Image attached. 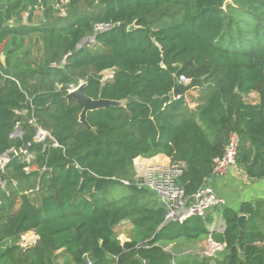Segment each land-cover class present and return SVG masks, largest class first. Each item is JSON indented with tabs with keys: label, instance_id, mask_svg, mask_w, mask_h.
Listing matches in <instances>:
<instances>
[{
	"label": "trees",
	"instance_id": "obj_1",
	"mask_svg": "<svg viewBox=\"0 0 264 264\" xmlns=\"http://www.w3.org/2000/svg\"><path fill=\"white\" fill-rule=\"evenodd\" d=\"M226 1L0 4V264H264V199L217 207L225 229L211 231V214L164 223L166 208L135 180L137 157L163 153L185 161L192 194L232 132L238 166L264 178V0ZM80 82L89 97L123 104L82 122L67 98ZM253 92L258 103L246 100ZM37 125L53 139L37 142ZM123 222L139 230L124 243ZM29 231L39 238L24 248ZM209 235L225 247L188 250Z\"/></svg>",
	"mask_w": 264,
	"mask_h": 264
},
{
	"label": "built area",
	"instance_id": "obj_2",
	"mask_svg": "<svg viewBox=\"0 0 264 264\" xmlns=\"http://www.w3.org/2000/svg\"><path fill=\"white\" fill-rule=\"evenodd\" d=\"M62 14H66L65 9H62ZM108 27H110L108 24H98L96 26L98 30H105ZM114 73L115 70L113 68L105 70L102 72V81L106 82L107 80L113 79ZM179 80L182 83L188 84L191 78L180 75ZM179 96H173V98H178ZM17 133L19 134L22 132L18 130ZM49 138L53 139L52 134L48 130L37 125L34 139L37 142L45 143ZM239 144L240 140L238 134L236 132L230 133L223 154L214 158L212 176L214 175L216 178H222L226 176L230 170L237 167L239 168L237 164ZM54 145L57 146L58 143L54 142ZM135 167L136 183L139 186L152 189L158 199L165 203L166 216L164 223H169L171 221L183 223L194 215L206 218L215 211L217 207L224 205V199L217 194L216 189L210 183L211 178L208 179V177L204 178L203 184L197 191L192 194H187L184 184L180 181L186 168L185 161H172L170 159L168 163L157 162L146 164L138 162ZM124 183L130 184L127 180L124 181ZM224 229L225 227L220 228L222 231H224ZM211 231H214L213 226H211ZM32 241L33 238H24V245L31 246L36 243ZM224 247L225 243L217 242L212 235H209L205 251L203 252L208 256H213ZM87 264H93V262L88 260Z\"/></svg>",
	"mask_w": 264,
	"mask_h": 264
},
{
	"label": "crops",
	"instance_id": "obj_3",
	"mask_svg": "<svg viewBox=\"0 0 264 264\" xmlns=\"http://www.w3.org/2000/svg\"><path fill=\"white\" fill-rule=\"evenodd\" d=\"M6 0H0V4L4 3ZM63 2H67L68 0H62ZM5 56L2 52H0V60L4 62ZM251 103H258L260 101V97L258 93L253 92L246 97ZM170 161V157L167 155L160 153L153 157H142L139 156L135 159V165L138 162L151 164V163H168ZM211 185L216 189L217 194L224 199V206H228L232 209L239 210L241 204L243 202H256L261 199H264V178L252 179L250 178L246 172L242 168H235L230 170V172L222 177V178H214L211 179ZM214 217V231L221 232V227H224V221L222 220L220 210H215L211 213ZM248 216V215H247ZM139 232L133 224L130 222H123L118 227V237L122 243L126 241H130L132 238L136 236ZM24 238H33L32 242H37L38 235L35 231H29L23 234L19 240H17V244H20L22 247L26 248L24 245ZM217 241V240H215ZM223 243L221 241H217ZM224 244V243H223ZM206 245L205 240L204 244L196 243L195 246H191L188 250L200 251L202 246ZM167 249L172 247V244L167 246ZM205 249V248H204ZM65 258H60V261L63 262Z\"/></svg>",
	"mask_w": 264,
	"mask_h": 264
},
{
	"label": "water",
	"instance_id": "obj_4",
	"mask_svg": "<svg viewBox=\"0 0 264 264\" xmlns=\"http://www.w3.org/2000/svg\"><path fill=\"white\" fill-rule=\"evenodd\" d=\"M231 0H227L225 2V5L231 3ZM133 28H135V25L132 24L129 26V30H132ZM87 39H84L79 45L78 48L82 47L84 45V43L86 42ZM86 83L85 82H80L76 87L72 88L68 95L67 98L68 99H76L78 101V103L83 107L82 112L80 114V120L86 124H88L87 121V113L88 111L91 110H95V109H99V108H105L108 106H119L122 105L123 102L122 101H115V100H110V99H105V98H98V99H94L92 97H89L88 95H86V93L84 92V87H85ZM182 93L181 89H175L173 92V96L177 97ZM134 97H130L129 100H133ZM22 132V131H21ZM4 159H8V153L4 154L3 156ZM215 176H211V179H214ZM160 201V200H159ZM160 204L162 206L165 207V203L160 201ZM248 216L246 214H240L238 217V223L240 226H242L244 224V222L247 220Z\"/></svg>",
	"mask_w": 264,
	"mask_h": 264
},
{
	"label": "rangeland",
	"instance_id": "obj_5",
	"mask_svg": "<svg viewBox=\"0 0 264 264\" xmlns=\"http://www.w3.org/2000/svg\"><path fill=\"white\" fill-rule=\"evenodd\" d=\"M63 16H65V15H63ZM76 87V86H75ZM74 88V87H73ZM152 190V189H151ZM15 241V240H14ZM203 244H204V241H203ZM205 244H207V239L205 240ZM168 248V247H167ZM204 248H206V245H204V246H202L201 248H200V253H202V254H204V252L203 251H205V249Z\"/></svg>",
	"mask_w": 264,
	"mask_h": 264
}]
</instances>
